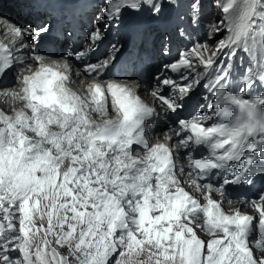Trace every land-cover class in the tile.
I'll use <instances>...</instances> for the list:
<instances>
[{"label":"snow or ice","instance_id":"1","mask_svg":"<svg viewBox=\"0 0 264 264\" xmlns=\"http://www.w3.org/2000/svg\"><path fill=\"white\" fill-rule=\"evenodd\" d=\"M54 3L0 13V264H264V0Z\"/></svg>","mask_w":264,"mask_h":264},{"label":"bare ground","instance_id":"2","mask_svg":"<svg viewBox=\"0 0 264 264\" xmlns=\"http://www.w3.org/2000/svg\"><path fill=\"white\" fill-rule=\"evenodd\" d=\"M79 90H80V89H79ZM79 90H77V91H79ZM142 94H144V93H142ZM18 106H19V105H17V107H18ZM180 162L183 163V164H186L185 162H183V159H181ZM235 206H236V207H239V208L241 209V211H243V212H247V213H249V214L252 213V210L248 209L247 207H241V205L239 204V202L235 203Z\"/></svg>","mask_w":264,"mask_h":264},{"label":"rangeland","instance_id":"3","mask_svg":"<svg viewBox=\"0 0 264 264\" xmlns=\"http://www.w3.org/2000/svg\"><path fill=\"white\" fill-rule=\"evenodd\" d=\"M63 251V250H62Z\"/></svg>","mask_w":264,"mask_h":264}]
</instances>
